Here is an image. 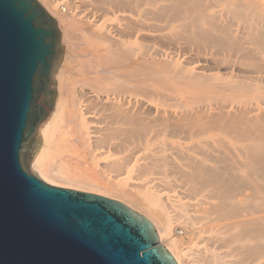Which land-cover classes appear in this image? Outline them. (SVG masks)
I'll return each mask as SVG.
<instances>
[{
	"label": "bare ground",
	"instance_id": "1",
	"mask_svg": "<svg viewBox=\"0 0 264 264\" xmlns=\"http://www.w3.org/2000/svg\"><path fill=\"white\" fill-rule=\"evenodd\" d=\"M39 1L65 51L31 169L143 214L177 264H264V0Z\"/></svg>",
	"mask_w": 264,
	"mask_h": 264
},
{
	"label": "water",
	"instance_id": "2",
	"mask_svg": "<svg viewBox=\"0 0 264 264\" xmlns=\"http://www.w3.org/2000/svg\"><path fill=\"white\" fill-rule=\"evenodd\" d=\"M60 38L38 0H0V264H177L143 214L31 173L56 99Z\"/></svg>",
	"mask_w": 264,
	"mask_h": 264
},
{
	"label": "rangeland",
	"instance_id": "3",
	"mask_svg": "<svg viewBox=\"0 0 264 264\" xmlns=\"http://www.w3.org/2000/svg\"><path fill=\"white\" fill-rule=\"evenodd\" d=\"M39 1V0H38ZM40 2V1H39ZM41 3V2H40ZM46 9V8H45ZM70 27H72V35L74 36V37H77L78 36V34H80V28H81V25H72L71 24V26ZM60 29V28H59ZM60 32H61V30H60ZM60 43L63 45V48H64V51H65V42H64V40L62 39V34H61V38H60ZM77 44V43H76ZM64 51H63V55H64ZM77 52H78V48H77ZM62 58H63V56H62ZM61 61H62V59H61ZM61 63V62H60ZM76 68L74 67V70H75ZM55 75V73L53 74V77H54V79H55V87H57V79H56V77L54 76ZM70 82H71V84H70V88L72 89V90H74L75 88H77L78 86H77V82H76V80H77V77H73L72 76V78H70ZM76 83V84H75ZM77 86V87H76ZM77 90V89H76ZM60 154L57 152V151H52V152H49V159L48 160H50L51 162H55V161H57V162H59L58 160L60 159ZM31 173L33 174V175H35L38 179H40L41 181H43V182H45V183H47V184H49V185H54V186H58V187H64V188H69V189H74V188H72V187H69V186H65V185H60V184H55V183H51V182H49V181H47L46 179H44L40 174H38V172L37 171H34V170H32L31 169ZM75 190H77V189H75ZM79 191H81V190H79ZM193 209V208H192ZM196 210V209H195ZM195 210H193V212L195 213ZM192 212V210L190 211V213H193ZM200 220V219H199ZM198 220V222L197 223H195V227H196V229H200V228H202V227H204L205 225L203 224V222L204 221H199ZM185 226H186V228L187 229H191V226L190 225H188V224H185ZM174 227H178V228H176V232H180L181 230H182V228H181V225H179V224H176V225H174ZM184 233H182V234H180V238H181V236L183 237L184 235L186 236V233H185V231H183ZM203 235V234H202ZM165 239L166 238H163V242H165ZM160 243H161V241H160ZM190 248H191V253H192V256L190 255L191 253H189L188 255H190L191 256V258L190 259H194V260H196L195 258V256H196V251H195V249H199V248H201L203 245H204V242L202 241V239H201V233H196V234H194L193 235V237H192V239L191 240H189V241H187V243H186ZM194 249V250H193ZM189 251V252H190ZM195 253V254H194ZM194 254V255H193ZM193 257V258H192ZM195 257V258H194ZM198 264H200V263H198Z\"/></svg>",
	"mask_w": 264,
	"mask_h": 264
}]
</instances>
